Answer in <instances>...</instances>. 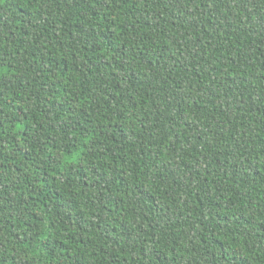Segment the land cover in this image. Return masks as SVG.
<instances>
[{
  "label": "trees",
  "instance_id": "obj_1",
  "mask_svg": "<svg viewBox=\"0 0 264 264\" xmlns=\"http://www.w3.org/2000/svg\"><path fill=\"white\" fill-rule=\"evenodd\" d=\"M0 264H264V0H0Z\"/></svg>",
  "mask_w": 264,
  "mask_h": 264
}]
</instances>
